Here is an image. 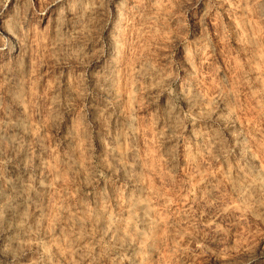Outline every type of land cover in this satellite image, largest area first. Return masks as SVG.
Returning <instances> with one entry per match:
<instances>
[{
	"label": "rangeland",
	"instance_id": "1",
	"mask_svg": "<svg viewBox=\"0 0 264 264\" xmlns=\"http://www.w3.org/2000/svg\"><path fill=\"white\" fill-rule=\"evenodd\" d=\"M0 264H264V0H0Z\"/></svg>",
	"mask_w": 264,
	"mask_h": 264
}]
</instances>
